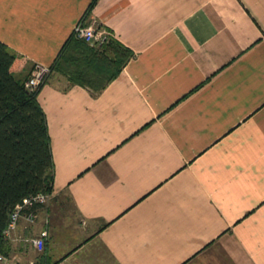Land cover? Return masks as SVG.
I'll return each instance as SVG.
<instances>
[{
	"label": "crops",
	"instance_id": "crops-1",
	"mask_svg": "<svg viewBox=\"0 0 264 264\" xmlns=\"http://www.w3.org/2000/svg\"><path fill=\"white\" fill-rule=\"evenodd\" d=\"M91 1L0 0V42L26 61L18 79L51 66L80 23L134 54L97 94L54 73L41 85L51 200L69 198L79 231L37 254L25 239L44 228L41 206L9 255L264 264V0H98L86 18Z\"/></svg>",
	"mask_w": 264,
	"mask_h": 264
},
{
	"label": "trees",
	"instance_id": "trees-1",
	"mask_svg": "<svg viewBox=\"0 0 264 264\" xmlns=\"http://www.w3.org/2000/svg\"><path fill=\"white\" fill-rule=\"evenodd\" d=\"M98 0H92L88 18ZM133 52L115 39L91 48L73 38L50 66L51 73L66 76L70 85L100 93L133 58ZM26 61L0 42V253L9 255L3 232L10 213L38 193L52 194L54 163L45 114L37 93L24 86L27 76L16 78ZM38 209L39 205L32 206Z\"/></svg>",
	"mask_w": 264,
	"mask_h": 264
},
{
	"label": "built area",
	"instance_id": "built-area-1",
	"mask_svg": "<svg viewBox=\"0 0 264 264\" xmlns=\"http://www.w3.org/2000/svg\"><path fill=\"white\" fill-rule=\"evenodd\" d=\"M77 38L84 42L101 46L114 39V35L110 30L96 24H78L74 33ZM51 73L50 66L35 65L30 76L24 81V86L29 93H36L39 91L41 85L46 81ZM52 198V194L38 193L36 195L26 198L21 205H18L10 213L7 226L3 232L4 237H10L12 230H14L20 221L24 219L28 226H32L36 222L37 209H32L34 205L43 206ZM25 242L30 245L37 254H42L45 249L46 232L42 231L39 236L25 239ZM0 264H19L15 257L0 253ZM28 264H35L30 261ZM67 264V263H61ZM69 264V263H68Z\"/></svg>",
	"mask_w": 264,
	"mask_h": 264
},
{
	"label": "rangeland",
	"instance_id": "rangeland-1",
	"mask_svg": "<svg viewBox=\"0 0 264 264\" xmlns=\"http://www.w3.org/2000/svg\"><path fill=\"white\" fill-rule=\"evenodd\" d=\"M73 38L87 44V46L91 48L96 49L100 47L97 45L88 44L84 42L83 40L77 38L75 35H73ZM53 73L64 78L65 82L70 84V82L68 81L65 75L58 73V72H53ZM43 207H45V212L47 213H45V215L41 218L39 222V224L42 227H44L40 231V233L42 231L46 232V243L50 239V246L52 245V248L56 246V249H57L60 246V249H63V246H61V244L65 242L64 244L66 245L68 241H73L74 240L73 238L76 237V236H73V234H75L77 230L79 231V228H78L79 224H77L78 218L74 213L72 203L70 202L69 198L65 194H62L61 196H58L56 200L50 199L47 204L43 205ZM54 208L57 211L59 210L60 213L58 214V212L55 211ZM31 237H36V236L32 235ZM60 252L61 251H59L58 253ZM100 253H101V256L98 257L99 261L109 259L108 255L104 253L102 250ZM27 257H26L27 262L34 261L35 264H47L46 258L44 257V255H38V256L29 255ZM55 264H57V262Z\"/></svg>",
	"mask_w": 264,
	"mask_h": 264
}]
</instances>
